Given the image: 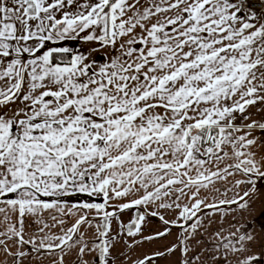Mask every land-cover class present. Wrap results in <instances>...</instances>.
Listing matches in <instances>:
<instances>
[{
    "label": "snow or ice",
    "instance_id": "snow-or-ice-1",
    "mask_svg": "<svg viewBox=\"0 0 264 264\" xmlns=\"http://www.w3.org/2000/svg\"><path fill=\"white\" fill-rule=\"evenodd\" d=\"M0 264H264V0H0Z\"/></svg>",
    "mask_w": 264,
    "mask_h": 264
},
{
    "label": "crops",
    "instance_id": "crops-1",
    "mask_svg": "<svg viewBox=\"0 0 264 264\" xmlns=\"http://www.w3.org/2000/svg\"><path fill=\"white\" fill-rule=\"evenodd\" d=\"M169 239H171V238H169Z\"/></svg>",
    "mask_w": 264,
    "mask_h": 264
}]
</instances>
